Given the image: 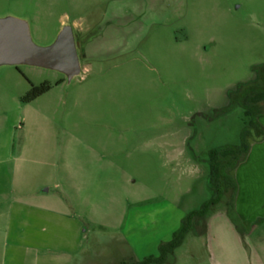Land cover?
Segmentation results:
<instances>
[{
    "label": "rangeland",
    "instance_id": "obj_1",
    "mask_svg": "<svg viewBox=\"0 0 264 264\" xmlns=\"http://www.w3.org/2000/svg\"><path fill=\"white\" fill-rule=\"evenodd\" d=\"M5 17L24 21L38 47L69 27L80 72L0 66L13 96L0 93V139L8 131L25 148L0 164V264L64 258L58 222L27 220L38 195L81 232L72 264L157 257L215 196L209 152L240 144L238 92L264 67V0H0ZM41 83L51 90L19 101ZM228 202L193 218L163 264H264Z\"/></svg>",
    "mask_w": 264,
    "mask_h": 264
},
{
    "label": "crops",
    "instance_id": "obj_2",
    "mask_svg": "<svg viewBox=\"0 0 264 264\" xmlns=\"http://www.w3.org/2000/svg\"><path fill=\"white\" fill-rule=\"evenodd\" d=\"M2 92L5 93L7 98H13L12 93H10L9 90L0 87V93ZM7 117V111H0V125L1 122L7 123ZM257 122L263 130V135L259 138H254L250 142L247 156L233 171L236 184L233 209L237 223L239 222L241 224V230L247 232V236L252 238L253 245L261 246V248L264 249V237L262 238V236H264V113L257 117ZM39 135L41 136V139L38 141V145L40 144L43 148L46 143L44 142V134L40 132L38 137ZM24 149L25 148L22 147L18 152L15 151L14 143L9 132H5L3 141L0 139V164H7L12 162V160L17 162ZM17 153L19 155H17ZM47 191L48 190L46 189L42 192L45 193ZM34 198L38 201L39 206H32L30 209L33 210L35 208L39 211L38 213L30 211L31 213L26 214L27 220L31 221V224L34 222L45 223L50 220L58 222L55 225L59 228L56 230V232H58V237L60 236L58 238L59 243L60 245H68V248H66L67 250H62L65 253L63 259H47L44 264H72L74 259L72 256L78 253L80 248L79 244L81 236L79 237L77 244H75V239L72 240V238H75L78 234L80 235L81 232H76L71 214H68L67 212H51L49 210L50 202L47 197L38 195ZM59 202L61 201L59 200ZM57 204L56 207L61 206L60 203L57 202ZM36 224L37 223H35V225ZM243 225L247 228H243ZM66 234L69 238L68 243H65L67 240L65 237ZM46 248L48 251L49 246ZM66 256L68 257L67 259Z\"/></svg>",
    "mask_w": 264,
    "mask_h": 264
},
{
    "label": "trees",
    "instance_id": "obj_3",
    "mask_svg": "<svg viewBox=\"0 0 264 264\" xmlns=\"http://www.w3.org/2000/svg\"><path fill=\"white\" fill-rule=\"evenodd\" d=\"M51 87L48 83H41L39 85L30 84L28 91L19 98V101L22 104H29L47 93ZM239 90L238 97L241 102L239 104L244 108V115L247 119V123L241 132L240 144L213 149L208 155L210 168L208 183L214 190L215 196L208 203H205L199 211L192 212L183 219L180 230L173 234L169 242L162 243L159 246V255L157 257L150 256L140 261L130 258L128 261H121L119 264H163L167 255L171 254L182 243L192 219L206 215L212 206L221 200L222 194L229 196L228 206L232 207L233 212L231 217L235 223L237 222L233 209L236 193L233 171L248 154L250 148L248 140L252 141L254 138H259L263 135V130L257 122V117L264 113V67L260 69L255 81L241 86Z\"/></svg>",
    "mask_w": 264,
    "mask_h": 264
},
{
    "label": "water",
    "instance_id": "obj_4",
    "mask_svg": "<svg viewBox=\"0 0 264 264\" xmlns=\"http://www.w3.org/2000/svg\"><path fill=\"white\" fill-rule=\"evenodd\" d=\"M20 64L60 71L67 79L78 75L80 64L71 29L63 27L54 43L38 47L24 21L0 19V66Z\"/></svg>",
    "mask_w": 264,
    "mask_h": 264
}]
</instances>
